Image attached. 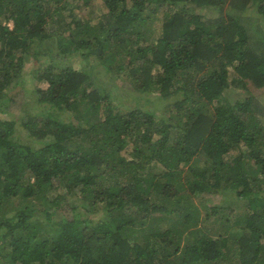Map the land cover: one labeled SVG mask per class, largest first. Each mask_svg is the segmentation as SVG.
<instances>
[{
	"label": "trees",
	"instance_id": "16d2710c",
	"mask_svg": "<svg viewBox=\"0 0 264 264\" xmlns=\"http://www.w3.org/2000/svg\"><path fill=\"white\" fill-rule=\"evenodd\" d=\"M95 62L168 116L113 106ZM263 92L264 0H0V264H264Z\"/></svg>",
	"mask_w": 264,
	"mask_h": 264
},
{
	"label": "rangeland",
	"instance_id": "374dc122",
	"mask_svg": "<svg viewBox=\"0 0 264 264\" xmlns=\"http://www.w3.org/2000/svg\"><path fill=\"white\" fill-rule=\"evenodd\" d=\"M101 13H102V9H101V2H100L95 8L94 12L92 13V16H91L92 23L94 24L97 23L98 18L100 17ZM250 14L256 17V14H254V12L250 9V11L242 13L241 21L245 24H248L249 19H250ZM77 15H78V18L82 16L81 13H77ZM256 29H258V31H261L260 27L258 26H256ZM72 60H71L72 65L75 66L76 62L75 60L74 61ZM30 62H33V60H31ZM92 65L93 67L90 68L91 70L90 73L92 75V79L94 83H96L95 86L105 88L110 93H113L112 97H110L111 98L110 101L113 106L118 107L119 110L123 112L129 111L138 106L144 109L153 110L154 112L157 113L159 118L168 116L167 115L168 113L165 112V110L167 111L168 109L167 108L168 106L166 105L167 102L160 98L159 92L148 93V95L144 97L147 99L148 102L143 101V99H141L140 102H138L135 96L136 94H139V92L131 88L132 85L127 80V78L124 79L122 76H120L119 79H113L109 75H106L104 73V70L102 69V67L100 66L98 62H95ZM36 86L45 87L46 84L45 82H37L32 79H29V80L26 79L25 82L16 86L17 89H21V93H20L19 98L17 99V102H15V104L13 105L12 116L16 122L15 123L16 133H18V135L20 134V140L25 141V142L29 140H33V137L28 134V130L26 129V122H27L28 116L29 115H41L45 111V108L40 105L38 106L37 103H27L26 105H24L23 95H29L31 93V90H33V88ZM114 93L116 95H119V97H117ZM244 93H246L245 89H242L241 92H237V91L232 92V96L235 97V101H236L235 103H237L236 105H239L241 103L245 95ZM144 94H147V93H144ZM258 99L261 101V103L264 104V94L263 95L259 94ZM63 117L65 119H72L70 118L71 117L70 113H65ZM45 142L36 140V142H34L33 145L36 147H43L47 144L48 141L46 142V144ZM160 169L162 170L163 167H160ZM76 198L78 199V201L81 202V200L78 197ZM222 198L224 197H221L220 199L218 198L217 200H213L211 204L212 205L221 204L223 200ZM70 203L74 204V203H77V201L71 198ZM227 203H229V201L223 202L222 205H227ZM233 207H234L233 212L229 210H226V212L230 216V225H232L233 227L232 232L235 234V236L239 237L243 233V229L239 226H234V225H235V221H236L235 219H236L237 214H241L243 210L236 209L238 207L237 204H234ZM66 208L69 210L70 206L67 204ZM67 213L70 214L71 212L68 211ZM217 218H219V216ZM207 225H209L210 228L213 229L212 232L214 234H217V237L223 231L221 227L222 226L221 221L215 220L214 218H211V221L207 222Z\"/></svg>",
	"mask_w": 264,
	"mask_h": 264
}]
</instances>
